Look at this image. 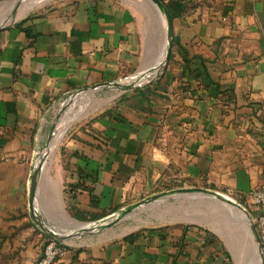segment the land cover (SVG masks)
<instances>
[{
  "label": "crops",
  "instance_id": "obj_1",
  "mask_svg": "<svg viewBox=\"0 0 264 264\" xmlns=\"http://www.w3.org/2000/svg\"><path fill=\"white\" fill-rule=\"evenodd\" d=\"M37 1L0 28V264L39 257L49 237L39 219L66 232V212L95 221L157 185L243 202L264 185V0H161L178 42L166 68L71 133L50 200L62 228L38 196L32 215V160L52 109L65 95L146 68L148 58L146 24L129 4ZM65 243L55 264H228L211 234L187 225Z\"/></svg>",
  "mask_w": 264,
  "mask_h": 264
},
{
  "label": "water",
  "instance_id": "obj_2",
  "mask_svg": "<svg viewBox=\"0 0 264 264\" xmlns=\"http://www.w3.org/2000/svg\"><path fill=\"white\" fill-rule=\"evenodd\" d=\"M23 1L24 0H16L10 5L7 3L0 4V28L14 24L28 12L27 11L21 16L19 15L20 3ZM125 1L129 2V0ZM137 5L135 3L136 7ZM142 5L141 8L144 9L146 13L148 12L151 14L152 17L155 15L158 16L159 13L164 16L167 29V44L164 48L163 60L154 67L143 68L145 71L141 75L148 72L143 80L132 78L133 76H131L120 82L116 80L100 83L78 90L74 92L71 97L83 91L92 93L95 90L106 87L120 89L122 91L135 89L149 83L155 78L154 76L151 79H147L150 74H154L158 71L162 73L164 71L170 59L173 41L172 19L168 9L161 0H143ZM138 7L140 6L138 5ZM140 70H142V68H140ZM140 70L137 72H140ZM113 98L114 96L105 98L101 103H97L96 105L100 107L102 103L110 101ZM76 120L77 119H73L70 123L72 124ZM40 174V164L36 165L34 162L31 166L28 189V206L32 215L34 214ZM170 199H172L173 202H170ZM183 200L188 201V203L186 205H180V207L175 206L176 203H180ZM136 210L146 211L149 213L148 216L150 218L165 222L188 221L194 224L202 222L211 227L213 231L222 238L234 264H264L262 244L247 209L236 200L207 188L184 187L166 191L138 203L118 209L95 221H79L64 214L66 216L67 225L71 227V229L66 232L54 231L44 225L40 219L38 224L49 237H53L64 243L73 238H82L86 236H97V240L100 241L102 240L101 236L111 230V227L118 224L122 219L129 217ZM136 217L138 221H140V217Z\"/></svg>",
  "mask_w": 264,
  "mask_h": 264
},
{
  "label": "rangeland",
  "instance_id": "obj_3",
  "mask_svg": "<svg viewBox=\"0 0 264 264\" xmlns=\"http://www.w3.org/2000/svg\"><path fill=\"white\" fill-rule=\"evenodd\" d=\"M48 0H45L46 2ZM122 2L129 4L137 13V17L139 21L142 24H146L147 28V40H148V58H147V67H154L156 64H158V55L160 54V51L164 49V37L167 38V32L166 34L163 31V24L161 21V18L155 15L151 16L148 12L146 13L144 9L141 8L143 6V0H129V2L125 0H121ZM43 3V2H42ZM138 4L140 7L135 6ZM22 4V3H20ZM41 4V3H40ZM10 5V4H9ZM21 6V5H20ZM37 5H33V7H37ZM32 7V8H33ZM149 14V15H148ZM166 40V39H165ZM171 55V53H170ZM135 73H132L131 75L127 76L130 77ZM159 71L150 74L147 79H151L154 76H158ZM122 77L118 81H124L126 78ZM132 89H128L125 91H122L120 89L115 88H103L99 90H95L92 93L83 91L81 93H78L75 96H72V93L65 95L60 101H58L57 105L52 109L50 114V119L47 123V126L44 129L43 136L39 141L35 157L32 160V163L35 162L36 165L40 164L39 161L47 160V154L50 153V149H47V139L51 132H53V129L55 126H58L62 124L61 130H63L64 126H67V129L63 133L62 137L60 138L59 142L55 145V147L52 150V155L50 158V161L47 160L48 164L45 170L42 171L40 174V190L37 192V196L40 197V202L44 206V212L47 215L49 214L50 221L52 226L62 228V219L60 218L59 213V205L58 201L54 200L53 202L50 201L54 197L57 199L58 191L57 187L53 185L54 180L60 178V169L65 168L64 162L66 160V157L64 156V147L66 145L67 140L69 139L71 133L75 129H80L82 125L91 122L93 119L98 117L101 113L107 111L112 105L116 103L119 99L123 98L125 94H127ZM114 96V98L110 101H107L105 103H102V105L99 107L96 105L97 103H101L103 99L109 98ZM98 108V109H97ZM76 116V117H75ZM75 117V118H74ZM72 124L70 123L72 119H76ZM71 124V125H70ZM45 149V150H44ZM47 149V150H46ZM43 150L45 153H43ZM62 174V173H61ZM177 188H184V187H177V186H171V185H157L150 190H140L138 193H136L134 196L131 197V199L128 201L126 205L123 207H127L129 205L138 203L142 200H145L147 198L153 197L157 194L174 190ZM219 193H222L234 200H236L240 204H244L242 200L236 199L234 196L229 195L222 191H217ZM56 201V202H55ZM170 202H173L172 199L169 200ZM188 201L183 200L180 203H176V207H180V205H186ZM50 206V209L48 207ZM121 207V208H123ZM120 208V209H121ZM148 212L143 210H136L134 213H132L129 217L122 219L118 224L111 227V230L106 232V234L102 235V240H97V236H86L78 239H72L73 242L76 244L79 242H88V243H95V242H107L111 240H116L122 237H125L129 234H133L142 230H146L151 227H159L164 225H176V226H198L203 229H205L209 234H212L214 237V240L217 241L219 244V247L221 248L223 255L226 259V262L228 264H234L229 250L222 240V238L215 232L213 229L207 225H205L202 222H198L197 224L186 222V221H176V222H169V221H160L154 218H150L148 216ZM66 215L71 216L70 213L66 212ZM136 216L140 217V221H138V218ZM136 217V218H135ZM143 220V222H142ZM59 221V223H57ZM64 228V227H63ZM123 231V232H122ZM122 233V234H121ZM87 240H85V239ZM84 239V240H83ZM227 254L229 258L225 256Z\"/></svg>",
  "mask_w": 264,
  "mask_h": 264
},
{
  "label": "built area",
  "instance_id": "obj_4",
  "mask_svg": "<svg viewBox=\"0 0 264 264\" xmlns=\"http://www.w3.org/2000/svg\"><path fill=\"white\" fill-rule=\"evenodd\" d=\"M1 70V61H0ZM243 206L249 215L258 232L264 251V185L252 189L247 195ZM67 251V245L53 237H48L44 242L41 254L36 259H27L19 264H55Z\"/></svg>",
  "mask_w": 264,
  "mask_h": 264
},
{
  "label": "bare ground",
  "instance_id": "obj_5",
  "mask_svg": "<svg viewBox=\"0 0 264 264\" xmlns=\"http://www.w3.org/2000/svg\"><path fill=\"white\" fill-rule=\"evenodd\" d=\"M32 1H34V0H24L22 2L21 6H20V9H19V15L20 16L25 14L27 11H29L32 8V5L34 4V3H32ZM44 1L45 0H38L37 2L42 3ZM159 17L161 18V21H162V24H163V31L166 34L167 29H166V22H165L164 16H163V14L159 13ZM165 39H167V38L164 37V48L166 47V44H167V41ZM163 57H164V49H162L161 61L163 60ZM144 71H145V69L140 70V72H137L135 75H132L133 76L132 78H139V79L143 80L144 76L148 73L147 72L146 74L141 75ZM76 119H78V118H76ZM61 126H62V124H60L58 126H55L54 129H53V132L50 134V136L47 139L46 147H47V149H50L49 150L50 153L47 154V160H49V161H50V158H51V155H52L53 148L59 142V140L62 137L63 133L67 129V126H64L63 130H61V128H62ZM44 150H43V153H45ZM39 162L42 165L41 168H40V173H42V171L45 170V168L47 167L48 162H45V160H44V162L43 161H39Z\"/></svg>",
  "mask_w": 264,
  "mask_h": 264
},
{
  "label": "trees",
  "instance_id": "obj_6",
  "mask_svg": "<svg viewBox=\"0 0 264 264\" xmlns=\"http://www.w3.org/2000/svg\"><path fill=\"white\" fill-rule=\"evenodd\" d=\"M171 17H173V15H171ZM173 43L178 44L176 38L173 40ZM170 58H171V55H170ZM184 61H185V65H186V63H187V62H190L191 59H188V60H187L186 58H184ZM186 67H187V65L184 66V69H186ZM200 74H202V73H199L198 75H200ZM198 75H196V77H197ZM164 226H170V225H164ZM164 226H159V227H164ZM187 226H188V225H187ZM192 226H194V227H198V226H195V225H192ZM198 228H200V229H202L203 231L207 232L205 229H203V228H201V227H198ZM136 233H137V232H136ZM211 235H212V234H211ZM131 236H132V234H129L128 236H126V238H127V237H131ZM212 237H213V235H212ZM212 240H213V239H211L210 242H213ZM225 256H226L227 258H229V256H228L227 254H225Z\"/></svg>",
  "mask_w": 264,
  "mask_h": 264
}]
</instances>
